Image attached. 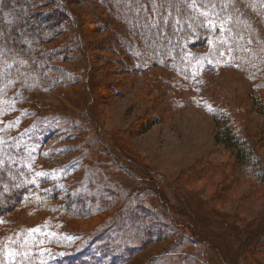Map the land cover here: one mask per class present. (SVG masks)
<instances>
[{"label":"rangeland","instance_id":"obj_1","mask_svg":"<svg viewBox=\"0 0 264 264\" xmlns=\"http://www.w3.org/2000/svg\"><path fill=\"white\" fill-rule=\"evenodd\" d=\"M63 1L74 23L51 0H38L40 10L63 17L46 47L58 51L52 62L64 83L27 85L18 69V79H0V146L21 150L36 184L0 220V258L49 263L81 251L88 235L125 210L114 200L86 216L63 211L69 196L101 178L119 197H136L133 204H144L167 229L120 264H264V184L221 142L231 130L264 165V82L255 87L230 60L231 50L192 39L181 40L178 59L170 43L146 66L137 57L146 47L131 57L114 38L111 29L122 30L135 46L140 36L113 5ZM200 12L212 38L224 37L223 23L207 7ZM77 37L89 57L90 91Z\"/></svg>","mask_w":264,"mask_h":264},{"label":"trees","instance_id":"obj_2","mask_svg":"<svg viewBox=\"0 0 264 264\" xmlns=\"http://www.w3.org/2000/svg\"><path fill=\"white\" fill-rule=\"evenodd\" d=\"M51 1L58 8L64 9V17L74 23L75 17L66 9L63 0ZM98 1L113 5L117 17L121 15V18L127 19L130 25H133L131 29L140 36L135 41V46H130L131 41L124 38L126 32L122 33V30L116 32L113 29L111 32L115 33L116 41L127 47V54L131 57L143 52L140 50L141 47L148 48H144L147 53L137 56L142 58V64L149 66V63H157L156 60L161 58L162 52L170 46V43L176 49L173 52V59L181 56L177 48L181 40L192 39L195 46L219 43V46H224L226 51L231 50L230 60L237 65L241 73L251 78L250 81L255 87L263 85L264 0ZM154 5L155 16L149 11ZM39 6L41 4L38 0H0V74H2L0 79L7 74H10L7 76L10 80L18 79L12 76V71L18 69L19 72L26 73V76L22 75L24 80L20 82L27 85L59 86L64 83L65 79L59 67L52 62L55 60L53 56L58 51L46 47L57 37V25L63 23L61 21L63 17L57 9L56 11L54 9L53 15L40 10ZM205 7L223 23L225 35L219 37L221 39L212 38V28L200 12ZM54 16L57 22L54 21ZM74 28L76 30V26ZM74 48L77 55L87 63L83 85L87 91H90L88 89L89 57L79 37ZM129 51L135 52L132 54ZM137 57L134 59L138 60ZM88 125H91L90 121H85V127ZM224 131L225 138H222L221 142L235 148L240 165L251 173L255 181L264 184L263 163L250 151H246L231 130L226 128ZM215 140L219 141L218 136ZM99 143L104 149L101 151L102 154L112 157L111 152L105 150L106 145ZM104 183L106 182H102L99 178L97 183L86 185L84 191L69 196L67 204L61 208L72 215L86 216L101 210L107 204L110 205L114 200H121V206L125 207L123 216L116 220L112 219L106 226L99 228L91 236L88 235L81 251L66 252L63 257L49 263L35 264H120L126 262L144 243L151 239L166 237L167 229L164 228V224L158 223L156 216L144 204H133L136 197L131 199L130 196L119 197L120 193L113 186L103 185ZM34 185L36 184H33L29 170L25 167V157L21 150L13 151L7 146H0V220L21 205L29 195L30 187ZM82 193L85 196L81 195ZM258 232L259 234L264 232V217L260 220ZM123 236L127 240H121ZM61 254L62 252L59 256ZM0 264L9 263H5L0 258Z\"/></svg>","mask_w":264,"mask_h":264}]
</instances>
